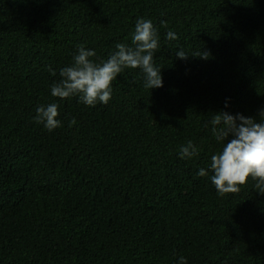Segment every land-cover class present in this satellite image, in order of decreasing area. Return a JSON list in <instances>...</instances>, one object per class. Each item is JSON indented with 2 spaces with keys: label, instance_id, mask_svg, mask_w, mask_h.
Segmentation results:
<instances>
[{
  "label": "trees",
  "instance_id": "16d2710c",
  "mask_svg": "<svg viewBox=\"0 0 264 264\" xmlns=\"http://www.w3.org/2000/svg\"><path fill=\"white\" fill-rule=\"evenodd\" d=\"M141 18L163 87L126 69L106 105L51 95L79 46L107 60ZM262 109L264 0H0V264H264V195L249 178L221 196L210 170L211 118Z\"/></svg>",
  "mask_w": 264,
  "mask_h": 264
},
{
  "label": "clouds",
  "instance_id": "9594fccd",
  "mask_svg": "<svg viewBox=\"0 0 264 264\" xmlns=\"http://www.w3.org/2000/svg\"><path fill=\"white\" fill-rule=\"evenodd\" d=\"M164 26L167 27L166 24ZM166 39L173 41L178 36L169 30ZM159 40L152 21L141 18L136 22L131 44L117 43L116 50L109 54L107 60L97 63L92 59L96 56L95 51L79 46L72 64L59 69L60 78L52 83L51 95L60 100L77 97L86 106L106 105L112 96V82L126 69H139L144 75L146 89L163 87L161 68L154 61ZM176 56L181 60L189 58L183 50ZM208 56L209 53L204 51L195 53L193 57L206 60ZM49 71L56 75L51 68ZM58 109L56 102L38 106L35 122L43 124L50 132L61 127ZM75 123L73 119L70 126ZM210 124L213 137L222 145L221 150L211 156L210 162L211 182L218 194L238 193V185L246 184L251 178L258 192L264 195V109L258 112L257 117L222 111L211 118ZM198 154L199 148L191 140L179 149L181 159H190ZM197 174L204 177L208 173L201 168ZM178 264H187V261L181 256Z\"/></svg>",
  "mask_w": 264,
  "mask_h": 264
}]
</instances>
